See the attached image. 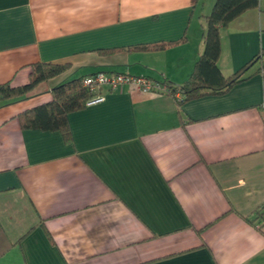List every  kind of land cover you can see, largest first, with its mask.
<instances>
[{"label": "crops", "instance_id": "0c3cea01", "mask_svg": "<svg viewBox=\"0 0 264 264\" xmlns=\"http://www.w3.org/2000/svg\"><path fill=\"white\" fill-rule=\"evenodd\" d=\"M215 1L0 0V85L70 66L0 103V264H264V57L226 94L182 106L180 94L104 88L68 115V143L17 120L96 73L181 87ZM219 33L229 77L264 50V13ZM154 43L176 45L132 50Z\"/></svg>", "mask_w": 264, "mask_h": 264}, {"label": "trees", "instance_id": "16d2710c", "mask_svg": "<svg viewBox=\"0 0 264 264\" xmlns=\"http://www.w3.org/2000/svg\"><path fill=\"white\" fill-rule=\"evenodd\" d=\"M251 10H259L264 13V1L263 3L261 0L215 1L211 13L205 17L204 50L195 63L192 74L178 88L164 83L169 89V95L175 97V94L179 93L182 96L181 100L176 101L178 106L205 96L226 94L233 86L246 80L244 75L249 67L261 63L264 50L229 77H224L217 66L221 54L220 29L226 28L231 22ZM175 45L176 43H154L140 45L132 50L159 52ZM69 69V65H34L27 84L17 87L11 86L9 83L0 85V103L26 97L42 82L56 78ZM262 70L264 67L260 71ZM262 78L264 81V76ZM81 82L82 78H78L54 87L51 91L52 100L49 103L19 114L17 120L21 130L58 132L66 143L70 142L68 115L82 110L86 106V102L93 97L87 89L82 87Z\"/></svg>", "mask_w": 264, "mask_h": 264}, {"label": "built area", "instance_id": "2783aa9c", "mask_svg": "<svg viewBox=\"0 0 264 264\" xmlns=\"http://www.w3.org/2000/svg\"><path fill=\"white\" fill-rule=\"evenodd\" d=\"M264 76V70L261 71ZM81 85L93 95L87 102L86 106L96 105L104 101V96L101 94L104 88L109 91H120L125 86H132L135 90L148 93H169L166 85L153 81L146 77H132L124 74H105L96 73L82 79ZM179 93L175 94L178 97ZM264 114V103L261 106Z\"/></svg>", "mask_w": 264, "mask_h": 264}, {"label": "rangeland", "instance_id": "374dc122", "mask_svg": "<svg viewBox=\"0 0 264 264\" xmlns=\"http://www.w3.org/2000/svg\"><path fill=\"white\" fill-rule=\"evenodd\" d=\"M259 64V63H258ZM41 87V86H40ZM39 89V88H38Z\"/></svg>", "mask_w": 264, "mask_h": 264}]
</instances>
